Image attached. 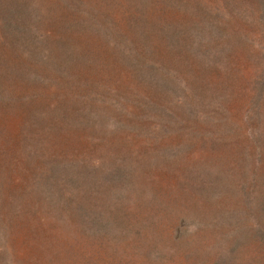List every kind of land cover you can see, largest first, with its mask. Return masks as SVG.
I'll list each match as a JSON object with an SVG mask.
<instances>
[{
    "label": "rangeland",
    "instance_id": "rangeland-1",
    "mask_svg": "<svg viewBox=\"0 0 264 264\" xmlns=\"http://www.w3.org/2000/svg\"><path fill=\"white\" fill-rule=\"evenodd\" d=\"M262 22L0 0V264H264Z\"/></svg>",
    "mask_w": 264,
    "mask_h": 264
},
{
    "label": "trees",
    "instance_id": "trees-1",
    "mask_svg": "<svg viewBox=\"0 0 264 264\" xmlns=\"http://www.w3.org/2000/svg\"><path fill=\"white\" fill-rule=\"evenodd\" d=\"M259 6H260V18L263 19V27H264V0H258ZM264 38V35L262 36V39ZM262 48H264V42L262 43ZM262 83H264V69L260 74V78H259V85H261ZM124 169H122L119 173V175H124ZM124 178V177H123ZM256 187V185H255ZM254 187L253 193L256 191ZM258 189V187H256ZM256 195V193H255Z\"/></svg>",
    "mask_w": 264,
    "mask_h": 264
}]
</instances>
